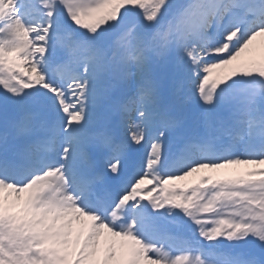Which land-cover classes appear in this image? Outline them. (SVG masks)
Wrapping results in <instances>:
<instances>
[{
	"label": "snow or ice",
	"instance_id": "1",
	"mask_svg": "<svg viewBox=\"0 0 264 264\" xmlns=\"http://www.w3.org/2000/svg\"><path fill=\"white\" fill-rule=\"evenodd\" d=\"M0 264H264V0H0Z\"/></svg>",
	"mask_w": 264,
	"mask_h": 264
},
{
	"label": "bare ground",
	"instance_id": "2",
	"mask_svg": "<svg viewBox=\"0 0 264 264\" xmlns=\"http://www.w3.org/2000/svg\"><path fill=\"white\" fill-rule=\"evenodd\" d=\"M194 179V178H193Z\"/></svg>",
	"mask_w": 264,
	"mask_h": 264
}]
</instances>
